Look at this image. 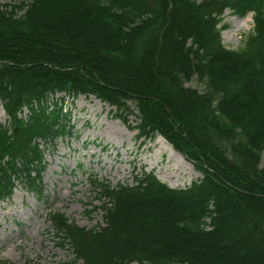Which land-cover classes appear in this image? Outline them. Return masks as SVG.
<instances>
[{
    "label": "trees",
    "instance_id": "obj_1",
    "mask_svg": "<svg viewBox=\"0 0 264 264\" xmlns=\"http://www.w3.org/2000/svg\"><path fill=\"white\" fill-rule=\"evenodd\" d=\"M224 10L251 13L237 49L221 43ZM57 93L134 114L140 136L161 135L200 174L179 188L153 172L91 177L102 222L50 213L73 264H264V0L0 4V201L16 180L42 191L40 140L73 128Z\"/></svg>",
    "mask_w": 264,
    "mask_h": 264
},
{
    "label": "rangeland",
    "instance_id": "obj_2",
    "mask_svg": "<svg viewBox=\"0 0 264 264\" xmlns=\"http://www.w3.org/2000/svg\"><path fill=\"white\" fill-rule=\"evenodd\" d=\"M19 1L0 0V4ZM219 24H224L221 43L237 49L251 30V13L240 17L224 10ZM185 84L202 88L194 78ZM63 97L73 128L71 134L53 143L40 140L42 191H30L16 180L12 195L0 201V264H73L71 248L62 242L50 213L62 212L80 227L102 222L100 211L94 208L99 199L91 189V177L110 185H130L141 171L153 172L169 186L179 188L200 176L164 137L140 136L134 114L119 113L93 95L57 93L51 100ZM130 107H134L132 103ZM7 119L0 102V123ZM263 164L262 152L259 165Z\"/></svg>",
    "mask_w": 264,
    "mask_h": 264
},
{
    "label": "bare ground",
    "instance_id": "obj_3",
    "mask_svg": "<svg viewBox=\"0 0 264 264\" xmlns=\"http://www.w3.org/2000/svg\"><path fill=\"white\" fill-rule=\"evenodd\" d=\"M97 102H99V101H97Z\"/></svg>",
    "mask_w": 264,
    "mask_h": 264
}]
</instances>
